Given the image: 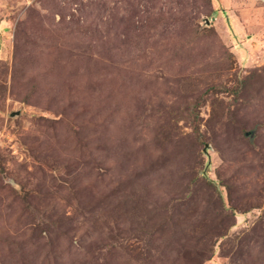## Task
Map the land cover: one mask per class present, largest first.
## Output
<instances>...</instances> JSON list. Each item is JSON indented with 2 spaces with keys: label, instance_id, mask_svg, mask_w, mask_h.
Returning <instances> with one entry per match:
<instances>
[{
  "label": "rangeland",
  "instance_id": "rangeland-1",
  "mask_svg": "<svg viewBox=\"0 0 264 264\" xmlns=\"http://www.w3.org/2000/svg\"><path fill=\"white\" fill-rule=\"evenodd\" d=\"M0 264H264V0H0Z\"/></svg>",
  "mask_w": 264,
  "mask_h": 264
},
{
  "label": "water",
  "instance_id": "water-1",
  "mask_svg": "<svg viewBox=\"0 0 264 264\" xmlns=\"http://www.w3.org/2000/svg\"><path fill=\"white\" fill-rule=\"evenodd\" d=\"M13 115H14V113L11 114V116H13ZM204 151H206V149H204Z\"/></svg>",
  "mask_w": 264,
  "mask_h": 264
}]
</instances>
